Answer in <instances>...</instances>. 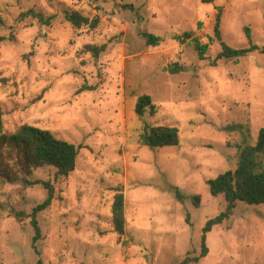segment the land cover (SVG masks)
Segmentation results:
<instances>
[{"label": "rangeland", "instance_id": "1", "mask_svg": "<svg viewBox=\"0 0 264 264\" xmlns=\"http://www.w3.org/2000/svg\"><path fill=\"white\" fill-rule=\"evenodd\" d=\"M66 9L100 23L76 28ZM219 11L225 43L250 48L249 29L259 49L217 59ZM0 12L5 131L30 124L80 148L75 171L60 179L51 166L28 171L14 146L1 149L16 180L0 175V264H179L199 254L205 223L226 208L207 182L235 169L241 146L256 144L264 127V0H0ZM145 32L160 43L148 44ZM194 39L208 45L205 60ZM87 45L106 49L96 58ZM177 65L185 70L173 73ZM143 95L155 114L137 115ZM157 125L176 127L179 145H146V128ZM42 182L55 192L38 215V255L31 214L48 196ZM118 186L123 237L112 221ZM207 245L206 258L190 264H264V204L239 202Z\"/></svg>", "mask_w": 264, "mask_h": 264}, {"label": "trees", "instance_id": "2", "mask_svg": "<svg viewBox=\"0 0 264 264\" xmlns=\"http://www.w3.org/2000/svg\"><path fill=\"white\" fill-rule=\"evenodd\" d=\"M206 3H212L214 0H203ZM134 9L133 5L125 6ZM65 15L67 19L76 27L82 28L84 25H90L91 28L98 27L100 18L96 17L92 21L82 15L75 9H66ZM42 17V16H41ZM221 11L218 12L215 24V37L222 44V51L217 56V59L235 58L238 62L241 56L249 52L258 50L257 45L252 43V35L249 29L246 30V35L251 44L250 48L235 49L223 41L222 32L220 29ZM5 25V20L0 12V46L5 41L6 37L2 34V28ZM150 45H158L161 41L159 36L145 32L142 34ZM188 36L192 33H187ZM195 46L199 52L202 60L206 59L208 45L203 44L198 39H194ZM106 46L87 45L86 50L91 52L96 58L100 57L101 53L105 51ZM216 65V62H214ZM185 70L183 66H175L173 73H179ZM93 89L92 86L84 85L79 91L85 89ZM147 108L151 109V114L156 113V106L152 103L149 95H143L139 98L136 105V113L142 117ZM3 109L0 105V151L9 146H14L20 151V156L17 161L22 160L26 165L28 171L31 168H40L51 166L57 169L56 178L60 179L68 177L75 171L77 159L79 155V147L71 142L57 138L50 130L42 129L30 124L21 125L17 131L9 133L5 131L3 120ZM143 142L153 148L164 146H176L180 143L179 130L176 127L169 125H157L147 127L142 136ZM3 153L0 152V175L7 179H13L8 172L3 171V166L9 167L3 160ZM264 155V127L259 131L256 144H245L240 148L239 162L235 169L228 170L220 174L215 179H210L207 184L212 196H224L226 201V208L219 215L209 219L204 227L201 236V248L199 254L188 253L183 257L179 264L201 263L209 254V247L207 245V234L210 233L217 225H223L230 221L234 214L235 208L239 202L247 204H264V162L262 156ZM20 162H18L19 164ZM26 185L38 184L37 182H27ZM48 190V196L45 201L37 205L32 214V226L35 231L33 238V247L36 249L38 255L40 251L36 248L37 241L41 238V227L38 220V215L47 210L53 202L55 188L51 182H42ZM115 196L112 204V221L114 230L120 237L126 234V197L122 186L114 189ZM176 194L180 199H183L179 188ZM198 196L194 203L197 205ZM25 212H17L18 218L22 217ZM38 264H44L42 259L38 260ZM258 264V263H256Z\"/></svg>", "mask_w": 264, "mask_h": 264}]
</instances>
